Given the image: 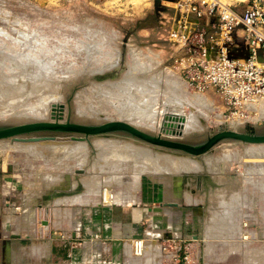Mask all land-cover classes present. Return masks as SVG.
Listing matches in <instances>:
<instances>
[{
	"label": "rangeland",
	"instance_id": "rangeland-1",
	"mask_svg": "<svg viewBox=\"0 0 264 264\" xmlns=\"http://www.w3.org/2000/svg\"><path fill=\"white\" fill-rule=\"evenodd\" d=\"M176 2L160 0L158 7L157 0H0V91L7 89L4 84L9 82L8 76L13 86L19 82L27 84L34 77L33 73H39L33 65L41 64L48 68L46 72L50 71V75H46L61 85L59 92L64 96L63 102L52 105L50 112L52 118L54 107L62 106L55 110L62 123L68 119L74 121L80 101L84 109L99 107L102 111L107 110L98 118L83 120L100 118L101 121L129 122V115L121 112L127 103V94H123L125 89L118 86L126 83L136 91L141 84L139 89L146 91L157 83L160 90L158 105L153 108L149 104L148 110L143 108L141 111L143 115L149 110L156 111L155 119L162 128L152 130L155 135L165 128V117L180 110L183 113L178 114L180 124L182 119L192 115L202 126L201 130L186 135H193L190 138L193 143L205 140L219 129L264 133V120L245 122L225 111L218 94L213 91L200 94L187 82L183 74L187 66L183 61L185 52L169 36L175 27ZM8 68L12 69L11 74ZM173 80L177 82L174 81L175 86L170 84ZM109 86L113 87L115 98L104 95L94 98L96 91ZM79 93L83 99H77ZM132 103L135 105L137 101ZM133 109L129 105V110L135 112ZM233 123L237 124L234 126ZM111 139L161 157L183 156L171 155L133 140ZM95 140H92L93 147L88 144V158L83 165L73 158L74 155L50 153L44 143L37 148L45 149L44 156L39 157L13 149L3 151L0 147V237L3 231L14 233V236L21 232L42 236L43 230L47 237L54 233L53 239L67 235L63 232L66 222L58 223L54 211L68 208L65 204L58 206L57 198L82 192L86 194V201L97 200L94 206L119 208L138 203V206L149 205L170 215L180 216L185 211L194 216L199 241L195 248L188 250V261L182 260L185 253L177 255L176 249L157 242L160 246L155 247L154 262L146 263V254L136 257L131 253L128 244L133 240H130L125 245V264H264V161H259L264 159V145L226 142L227 147L222 148V144L208 154L213 158L228 155L215 166L206 164V155V158L196 159L205 168L200 172L149 171L139 175L136 182L134 178L138 174L135 173L140 170L135 171V160H122L123 165H131L130 169H114L111 163L120 160H107L102 150L96 148ZM250 151L256 156L252 158ZM103 161L108 163L104 168L106 171L97 169V165L102 167ZM80 169L84 171L83 175L78 174ZM206 176L208 180L204 179ZM108 184L114 204L102 202L103 189L108 188ZM169 193L181 195L179 204H173L167 198ZM186 193L192 196V204L186 202ZM168 255L172 258H167Z\"/></svg>",
	"mask_w": 264,
	"mask_h": 264
},
{
	"label": "crops",
	"instance_id": "crops-1",
	"mask_svg": "<svg viewBox=\"0 0 264 264\" xmlns=\"http://www.w3.org/2000/svg\"><path fill=\"white\" fill-rule=\"evenodd\" d=\"M226 2L242 12L249 0ZM193 20L198 28L209 34L214 33L216 18L193 17ZM189 194L186 193L184 198L188 204H192V196ZM74 196L81 197V200L71 203L56 201L58 206L65 204L68 209L63 211L57 208L54 211L58 223L66 222L63 232L67 235L53 239L54 233L47 237L43 230L41 237L38 233L33 236L21 232V235L14 236V233L11 235L3 231L0 237V264H125V245L130 240H133L128 244L131 253L134 242H145L148 247L143 254H132L136 257L146 254L144 262L152 263L154 251H157L155 247L160 246L158 243L175 240L170 242L169 248H181L185 253V249L195 248L199 241L194 216L188 212L183 211L180 216L173 213L170 215L164 210L159 209L158 212L149 205L138 206V203L119 208L100 204L94 206L96 199L92 203L88 202L85 200L86 194L82 192ZM180 197L171 193L167 196L176 205ZM255 251L259 252L260 249Z\"/></svg>",
	"mask_w": 264,
	"mask_h": 264
},
{
	"label": "bare ground",
	"instance_id": "bare-ground-1",
	"mask_svg": "<svg viewBox=\"0 0 264 264\" xmlns=\"http://www.w3.org/2000/svg\"><path fill=\"white\" fill-rule=\"evenodd\" d=\"M1 52L3 53V51H1ZM8 61H10L9 58H8ZM45 67L46 66H42L41 64L33 65V68L38 69L37 71H39V73H33L34 77L27 84H23L22 82L18 81L19 83H17L16 86H13L14 84H11L12 80H11L10 76L7 75L8 77H6V78L9 79L8 80L9 82H7L8 84L6 83L4 85L8 86V87H6L7 89L4 88V90L6 89L4 92L2 90L0 91L1 92L0 93V120L5 119L8 122L48 121L49 119L52 120L51 112H50L51 106L56 105L57 104L56 102H61V101L63 102V100H62L63 95H61L62 92H61V94L59 92L61 90L60 89L61 85L58 84V82L56 83L55 81H52V79L50 77H48V75H50V74H48L49 70L46 72V69H48V68L47 67L45 68ZM31 68H32V66H31ZM8 69L10 70L9 73L11 74L12 69L11 68H8ZM26 69L30 70L29 67ZM50 69H51V67H50ZM31 70H33V69H31ZM49 73H50V71H49ZM46 74H48V75H46ZM45 76H47L46 80H45V78H46ZM3 77H1V78H3ZM6 78H4V79H6ZM14 78H16V77H13V79ZM34 78H35V80H33ZM176 80H178V78H176ZM174 81L175 80L171 81L170 84H173L175 86L176 81L175 82ZM59 83H61V82H59ZM1 84L2 83L0 82V86L2 87ZM158 85L159 84L154 83L153 86L146 88V91H142L139 89L141 84H138L136 91H134L133 88H130L131 86H128V84H126V83L122 84L121 86H118L121 89H125L126 93H123V94H127V98H128V99H126L127 103L124 104L122 109H121V112H123V115H129L130 120H129V122L126 121L127 123H129V124H131L137 128H140L142 130L147 129L145 131L150 130L149 132H152V130H155L156 128H162V125L159 124L160 122L157 123V120L155 119V113H156L155 110L154 111L149 110V113L144 114V115L141 114V111L143 110V108H146V110H148L149 106L151 104H152L151 106L153 108L158 105L157 104V99H158V94H159L158 91H160L158 89ZM62 86H64V85H62ZM93 86H95V85H93ZM96 92L97 93L95 94V97H94L96 99H98L99 95H104L105 98H112L114 95L113 87H111V86H109L108 88H105L103 90H101V88H100V91H96ZM176 92H179V90ZM81 93H79V95L77 96V99H78V97L79 98L82 97V99H83V96L81 95ZM85 93H86V91H85ZM94 93H93V95H94ZM85 95H87V94H85ZM113 98H115V97H113ZM191 99L192 98L190 97V100ZM199 99H201V98H199ZM201 100H203V99H201ZM136 101H137V103H136ZM52 102H53V104H52ZM132 102H134L136 104L134 105ZM197 104H199V103H197ZM82 105H83L82 101H80L78 111H77V117L80 119L82 118V120L87 119V118L91 119V117L98 118L102 112L103 113L107 112V110L102 111V109H100L99 107H92L90 109H84L85 107ZM129 105L134 107L133 111H135V112H132L131 110H129ZM192 106H193V104H192ZM178 111L179 110H177V112ZM263 111H264V109H263ZM180 113H182L181 110L177 114H171L172 116H170V117L178 119V122H176V121L175 122H171V121L168 122L169 125H171L168 128L165 127V124H163L165 128L161 129V134H163L164 136H168L169 138L170 137L171 138H179V137H185L189 133H192V132H195V131L202 129V126H199L197 120H195L192 115H190L189 117H186L185 119H182L183 122H182V124H180L181 117H178V114H180ZM205 113H206V111H205ZM211 113L212 112H210L209 114H211ZM211 116L212 115H210V117ZM184 117H185V115H184ZM1 122H3V121H1ZM123 122H125V121H123ZM216 122L221 124V121L219 119H216ZM237 122H239V121L237 120ZM172 123H174V126H172L173 125ZM236 124L237 123H233L234 126ZM96 139L97 140L94 139L96 148H98L99 150L100 149L102 150V151L101 150L100 151H101V153L106 155L107 160H111V159H119L120 160L118 162H112L111 163V166L114 167V169H115V167H118L119 170L130 169L131 165L130 164L123 165L124 162L122 160H126L129 158H132L135 160L134 161L135 162V171L140 170L139 172L135 173V174H138V176L136 178H134V181H136V182L139 180V175H141L142 173H145V172H149V171H156V172L157 171H165V172L170 171V172H182V173H197L198 171L200 172V170L202 168V164L200 163V161L196 160L197 158H192V157L184 156V155L182 157L181 156L180 157H178V156L177 157L176 156H164V157L162 156L161 157V156H159V154L156 155L152 151L143 150V149H140L139 147L135 148V146H133V145L123 144L121 141L113 140L111 138H96ZM92 140H91V143H89L87 141H73V140L68 139V138H59L56 140L30 142V143H20V142L11 143L9 141H2V144L3 143H5V144L4 145L1 144L2 146H0V147H3L2 148L3 151H5L7 149H13V150H16L19 152L24 151V153H28L29 155L39 157V156H44L43 153L45 152V149L37 150V148L44 143L47 146V148L49 149L50 153H53V154L57 153V155H62V156L65 154L68 156L74 155L73 158H77L79 161V164L83 165V164H85V162L88 158L87 153H86V150L88 148V144H90L91 147H93ZM251 146H253V145H251ZM258 146H261V145H258ZM225 147H227V144L222 145V148H225ZM251 153H252V158L256 156L254 154V152H251ZM171 155H173V154H171ZM227 156L228 155H225L221 158H215V157L213 158L212 155H211V157H209V155H208V157L206 159V164H208V165L212 164L215 166L216 163H218L220 160H222L224 157H227ZM138 158H140V159L138 160ZM205 158H206V155H205ZM225 159H227V158H225ZM260 160L264 161V159H262V158L259 159V161ZM104 162L105 161H103L102 167H99L101 165H97L98 170L101 169V170L106 171V169H104V168H106V165L108 163L106 164ZM99 164H101V163H99ZM203 170H205V168ZM78 171L80 172L78 174H82V175L84 174V171L82 169H80ZM95 182H97V181H95ZM105 182H106V180H105ZM89 183H91V181H89ZM107 183H110V182L108 181ZM112 183H111V185H112ZM107 186H108V188L103 187L105 189H103L102 201L104 204H114V195L112 194V191L110 190L111 189L110 185L108 184ZM115 196L117 197L118 195H115ZM80 200H81V197H79V196L78 197L65 196V197H61V199L57 200V202H59V203H62V202L71 203V202H79ZM146 247H148V246L145 244V242L136 241L133 244V252H135L136 254H138L140 256L141 254H143V252H145ZM171 256L172 255H168L167 258H172Z\"/></svg>",
	"mask_w": 264,
	"mask_h": 264
},
{
	"label": "built area",
	"instance_id": "built-area-1",
	"mask_svg": "<svg viewBox=\"0 0 264 264\" xmlns=\"http://www.w3.org/2000/svg\"><path fill=\"white\" fill-rule=\"evenodd\" d=\"M175 8V27L169 36L185 52L187 82L200 94H218L231 115L245 122L263 121L264 0H249L242 12L221 0H178ZM206 16L216 18L212 34L193 20ZM242 49L248 50V59L230 56ZM170 242L176 241L163 245L169 248ZM180 252L178 248L176 254ZM185 254L188 261V249Z\"/></svg>",
	"mask_w": 264,
	"mask_h": 264
},
{
	"label": "water",
	"instance_id": "water-1",
	"mask_svg": "<svg viewBox=\"0 0 264 264\" xmlns=\"http://www.w3.org/2000/svg\"><path fill=\"white\" fill-rule=\"evenodd\" d=\"M231 57L248 59L249 52L242 49L237 54H230ZM263 62V57H259ZM54 107L53 121H21V122H1L0 121V142L9 141L11 143H30L68 138L73 141H87L91 143L96 138H123L142 143L157 150L166 151L172 154L189 156L203 159L207 154L212 153L217 147L226 142L240 143L245 145H264V133L257 131L242 132L238 129H219L211 132L205 140L199 143L191 142L193 135L180 137L176 140L167 139L163 134L155 135L152 132L137 128L123 121L106 120H82L75 117L74 121L68 119L66 123L60 121L58 113ZM169 121L178 122V119L165 117V127H170ZM174 126V123H172ZM166 131V130H165ZM208 180L209 177H204Z\"/></svg>",
	"mask_w": 264,
	"mask_h": 264
},
{
	"label": "trees",
	"instance_id": "trees-1",
	"mask_svg": "<svg viewBox=\"0 0 264 264\" xmlns=\"http://www.w3.org/2000/svg\"><path fill=\"white\" fill-rule=\"evenodd\" d=\"M176 2V0H173ZM157 6L160 7V0H157Z\"/></svg>",
	"mask_w": 264,
	"mask_h": 264
}]
</instances>
